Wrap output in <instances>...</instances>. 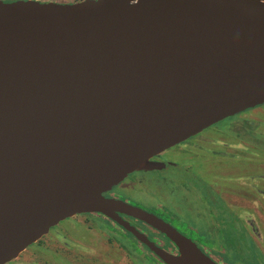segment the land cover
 Here are the masks:
<instances>
[{"label":"water","instance_id":"water-1","mask_svg":"<svg viewBox=\"0 0 264 264\" xmlns=\"http://www.w3.org/2000/svg\"><path fill=\"white\" fill-rule=\"evenodd\" d=\"M262 105L264 0H0V264L83 214L134 234L164 264H217L156 214L106 194Z\"/></svg>","mask_w":264,"mask_h":264},{"label":"rangeland","instance_id":"rangeland-1","mask_svg":"<svg viewBox=\"0 0 264 264\" xmlns=\"http://www.w3.org/2000/svg\"><path fill=\"white\" fill-rule=\"evenodd\" d=\"M38 1L71 4L83 0ZM226 123L228 119L217 124L219 129H207L197 139L172 148V152L167 151V157L179 158L177 166L169 167L163 173L148 172L147 176L154 178L152 183L164 189L167 195L151 198L150 193L156 191L151 186L146 189L134 187L114 194L118 200L135 204L138 208L139 203L143 206L150 203L145 209L150 208L151 213L155 211L161 218L169 219L175 230L182 235L187 233L217 264H264V105L241 113L234 121ZM196 164L205 168V175L200 174L204 176V182L186 171V168L196 171ZM137 173L140 172H135L134 179ZM184 184L194 185L200 197L191 196L183 203L176 194L168 191L170 187L179 189ZM208 185H225L221 186L223 197L216 195ZM226 191L229 193L225 195ZM136 195H140L141 200ZM83 215L59 226L64 240L50 235L42 244H36L39 247L35 245L24 251L18 260L10 263L162 264L149 253L139 251L141 246L134 234H128L99 214ZM256 218L257 232L261 234L259 239L255 238L252 227ZM183 219L192 222L187 224ZM141 224L140 221L133 223L144 234L152 235Z\"/></svg>","mask_w":264,"mask_h":264},{"label":"flooded vegetation","instance_id":"flooded-vegetation-1","mask_svg":"<svg viewBox=\"0 0 264 264\" xmlns=\"http://www.w3.org/2000/svg\"><path fill=\"white\" fill-rule=\"evenodd\" d=\"M246 112V111H245ZM244 113V112H243ZM217 128V126L215 125V126H213V127H211V128H209V129H212V128ZM217 129H219V128H217ZM199 136H201V134L200 135H198V136H196V137H194V138H191L190 140H188V141H186V142H184V143H182V144H180V146H182V145H186L187 144V142H189V141H191V140H195V139H197V137H199ZM179 145H177V147H178ZM176 147H174V149H175ZM173 151V149H170V150H168V152H172ZM183 152H184V150H183ZM166 153H167V151L164 153V154H162V155H159V156H156V157H154V158H152L150 161L151 162H161V163H164L165 165H166V167L163 169V170H154V171H144V172H142V171H140V173H137V176H136V178L134 179V174L135 173H133V174H131L124 182H122L120 185H118L117 187H114V189L111 191V192H109L108 194H106V196L107 197H110V198H116V199H119V197L118 196H115V194L114 193H116V192H119V191H126V189H132V188H134V187H141L142 189H146L148 186H151V187H153L156 191L155 192H151L150 193V197L151 198H154L155 199V195L156 196H162V195H167V192L164 190V189H162V188H159L158 187V185L156 186V185H154L152 182H153V179L154 178H151V177H148L147 176V174H148V172L149 173H153V172H157V173H163V172H165L167 169H169V167H175V166H177L178 165V163L177 162H179L180 160H179V158L176 156V157H174V155L173 156H170V158L169 157H167L166 156ZM192 154V153H191ZM178 155V154H177ZM193 163H199V162H193ZM196 171H194V170H191V169H189V168H186V171H188L189 173H190V175H193L195 178H200L201 180H203V177L204 176H201V175H205V168H203V165H201V164H196ZM192 173V174H191ZM197 173H199V174H197ZM201 174V175H200ZM190 179H191V177L190 176H188ZM166 179V178H165ZM165 179H163V180H165ZM203 182H204V180H203ZM207 185V184H206ZM208 186H210L213 190V192L216 194V195H220V196H222V191H221V186H225V185H208ZM162 187V186H161ZM217 187H220V189L219 190H217ZM168 191L170 192V193H174V194H176L178 197H179V199H180V201L181 202H187V200H188V198L189 197H191V196H195L196 198H199L200 197V194H199V191L195 188V186L194 185H191V184H184V186H182V185H180L179 186V189H176L175 187H170L169 189H168ZM146 192H148V191H146ZM143 193V192H142ZM149 193V192H148ZM226 193H229L228 191H226L225 192V195H226ZM224 195V196H225ZM136 197L138 198V199H140L141 198V196L140 195H136ZM223 197V196H222ZM226 198V197H225ZM228 199V198H227ZM141 200V199H140ZM144 203V202H143ZM228 203H229V200H228ZM145 204V206H149L150 205V203H144ZM230 204V203H229ZM134 206H136L135 204H134ZM137 206H139L140 208H142L143 210H148L149 212L151 211V209L150 208H148V209H145V206H143V205H141L140 203H139V205H137ZM143 206V207H142ZM166 209H168L167 207H166ZM168 211H169V213H170V210L168 209ZM154 212V214H156L157 215V213L155 212V211H153ZM163 213H165V212H163ZM87 215H90V214H87ZM79 216H84V215H77V216H75V217H79ZM99 216H102V215H100L99 214ZM158 216V215H157ZM74 217V218H75ZM121 217L124 219V220H126V221H129L132 225H133V223L135 222H139V221H137V220H135V219H133V218H129V217H127V216H124V215H121ZM159 218H161L160 216H158ZM103 218H105L106 220H108V221H110V223L111 224H113V225H115L116 226V224L114 223V222H112L111 220H109L108 218H106V217H104L103 216ZM172 218H174L173 216H172ZM73 219V218H72ZM72 219H68V220H70V221H72ZM161 219H163L165 222H167L168 224H170L171 226H173L174 227V225H173V223L171 222V221H169V219H164V218H161ZM174 219H176V218H174ZM251 219L252 218H250V221H251ZM68 220H66V221H68ZM183 220H185V221H187V224L188 223H190V222H192V221H190V220H186V219H183ZM258 220V218H256L254 221H253V223H252V227H254V229H255V233H256V236H255V238H257V239H259L260 238V233H258L257 232V228H256V224H257V221ZM66 221H64V222H66ZM64 222H62V223H64ZM62 223H60L57 227H54L53 229H52V231H50L51 233H49L48 235H46L47 237H43L41 240H39L37 243H35V244H33V245H31L30 247H28L26 250L28 251L29 249H31V248H34L35 247V245L36 244H38L39 242H41V244L46 240V238H48L50 235H52L53 237L55 236V237H57V238H61L62 240H64V237H63V234H61V232L59 231V226L62 224ZM141 223V222H140ZM259 224V223H258ZM142 225V227L143 228H147L150 232H152V235H148V234H145L147 237H148V239H150V241H152L153 243H155V245L157 246V247H159V248H161V249H163V250H165V251H167L168 253H171V254H173V255H178L179 254V249H177L175 246H174V244L173 243H171L163 234H161L160 232H158V231H156V230H154V229H152V228H150L149 226H147L146 224H141ZM136 227V229L137 230H139L140 232H142V233H144L142 230H140L139 228H137V226H135ZM195 227V226H194ZM187 229H190L189 227H187ZM58 235H59V237H58ZM185 236H187V237H189V235L187 234V233H185L184 234ZM132 236V235H131ZM193 240V239H192ZM194 241V240H193ZM137 244L138 245H140L141 246V248L139 247V251H141V252H143V251H145V252H147V253H149V255L150 256H152V257H155V258H157L158 260H160L154 253H152L146 246H144L143 244H141V243H139V242H137ZM40 245H36V247H39ZM198 247H199V245H197ZM200 248V247H199ZM145 249V250H144ZM201 249V248H200ZM25 250V251H26ZM202 250V249H201ZM203 251V250H202ZM204 252V251H203ZM23 255V253L22 254H20V256L17 258V260L21 257ZM207 255V254H206ZM161 261V260H160ZM162 262V261H161ZM11 263H14V262H11ZM11 263H9V264H11ZM162 264H164L163 262H162Z\"/></svg>","mask_w":264,"mask_h":264},{"label":"trees","instance_id":"trees-1","mask_svg":"<svg viewBox=\"0 0 264 264\" xmlns=\"http://www.w3.org/2000/svg\"><path fill=\"white\" fill-rule=\"evenodd\" d=\"M238 116V115H237ZM237 116H234V117H232V118H230V119H228V123H226V124H229V123H231L232 121H234L236 118H237ZM216 126H218V125H216ZM230 129H232V128H230ZM229 129V130H230ZM109 223H110V221H109ZM117 227V226H116ZM129 234V233H128ZM118 237V236H117Z\"/></svg>","mask_w":264,"mask_h":264}]
</instances>
